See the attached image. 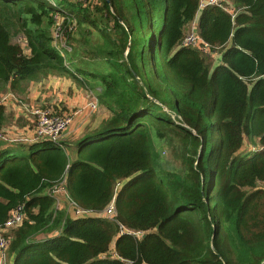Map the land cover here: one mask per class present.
<instances>
[{"label": "trees", "instance_id": "16d2710c", "mask_svg": "<svg viewBox=\"0 0 264 264\" xmlns=\"http://www.w3.org/2000/svg\"><path fill=\"white\" fill-rule=\"evenodd\" d=\"M200 1L0 0V102L70 76L112 113L74 161L50 141L0 151V225L20 205L25 216L6 233L11 264H264V0H224L235 17L203 8L210 52L183 45ZM57 12L68 14L64 54ZM86 48L102 69L86 66ZM8 122L0 104V129ZM64 180L94 215L56 208L50 190Z\"/></svg>", "mask_w": 264, "mask_h": 264}, {"label": "crops", "instance_id": "0c3cea01", "mask_svg": "<svg viewBox=\"0 0 264 264\" xmlns=\"http://www.w3.org/2000/svg\"><path fill=\"white\" fill-rule=\"evenodd\" d=\"M54 1L57 3L63 2V0H54ZM67 1H70V0H67ZM202 10L203 9L199 8L196 19L194 23L192 24L190 33L192 32L197 33L198 19H199V16ZM27 51L29 52L28 49ZM219 62H220V59L218 63ZM215 64L217 63L215 62ZM74 85L79 88H83L84 86V84L78 83L74 78L70 76H48L47 78L41 81L31 82L26 94H21V95L15 94L14 95V93H12L10 90L7 91L6 93L2 95L1 98L3 99L4 97H6L5 99L6 101H4L2 104L5 106V113L10 116V122L6 123L2 127V129L7 130V131H12L14 136L21 134L29 138L33 135V129L35 127L36 118L31 113V111H29L28 109L41 106L43 108L53 110L57 113H69L72 115V123L70 127L67 129V131L61 137L60 144L61 146L65 148L67 154L70 156V160L74 161L77 158V154H78L77 141L81 139L83 136H85L87 131L98 128L102 124V122L106 118L109 117V116H105L101 118L97 122V124L94 126L83 125L82 128H79L78 126L80 125L81 118L85 116L81 114V116L79 115L78 117H75L76 115L74 114L73 116L72 114L73 112H71V106H69L70 107L69 109L68 106L62 105L64 101L63 100L64 92H66L67 90L72 91L73 89L72 87ZM89 90L91 91V89ZM93 93L95 94V92ZM48 96H50L51 98H49ZM16 99H19V100H16ZM35 102L41 105H35ZM98 105H100L99 99H98ZM67 109H69V111H67ZM86 111H89V110L87 109ZM73 140L75 141V145L73 144L71 146L70 144H71V141ZM18 144L29 145L26 142H17V141H12V140L0 141V151L8 150V149L13 150L15 148H18L19 146ZM55 198H56V208L58 210H66L67 213L71 217H74L73 202L70 199L66 189L59 191ZM113 247H114V243L112 245V248ZM4 257H5V254L4 256L0 254V261ZM8 264H11V259Z\"/></svg>", "mask_w": 264, "mask_h": 264}, {"label": "built area", "instance_id": "2783aa9c", "mask_svg": "<svg viewBox=\"0 0 264 264\" xmlns=\"http://www.w3.org/2000/svg\"><path fill=\"white\" fill-rule=\"evenodd\" d=\"M81 3H86V0H76ZM49 2L58 6L57 2L54 0H49ZM208 5H218L222 6L223 9L230 12L233 17L236 15V11L234 10V6L232 3H225L224 0H201L200 1V9L205 8ZM68 14H64L62 16L59 12L54 15V26H53V37H54V45L61 50L62 54L65 51L71 49L68 38L66 36L65 30V21L68 19ZM58 18L61 19V23L58 22ZM76 22L73 21V24L70 26V30L75 28ZM183 45H193L199 49H202L205 52H210V46L203 41L202 38L195 32L188 34L183 42ZM92 96L95 99L90 102L88 105L91 110L97 109L98 107V98L92 92ZM15 98V97H14ZM6 97H4L0 104L5 101ZM19 100V99H16ZM35 116V127L33 129V135L31 137L24 138V135L19 134L18 136H13L9 134L6 130L0 129V141H17V142H26L28 144L39 142V141H50L53 143L60 144L61 137L67 131L72 123V115L69 113H57L50 109H42L40 107H33L32 109H28ZM61 145V144H60ZM65 180L58 185L54 186L50 192L54 196H57L58 192L61 190H65ZM56 199V198H55ZM73 214L75 218L87 217L94 215L95 213L92 211H87L77 207L73 203ZM105 216L113 218L116 215V207L114 200L105 208L103 211ZM24 213L23 206L20 205L16 209L11 212L10 217L5 222L4 225H0V254L4 256L6 253L9 244L10 238L7 236V232L9 229L20 226L24 221ZM135 235L141 236V232H135Z\"/></svg>", "mask_w": 264, "mask_h": 264}, {"label": "rangeland", "instance_id": "374dc122", "mask_svg": "<svg viewBox=\"0 0 264 264\" xmlns=\"http://www.w3.org/2000/svg\"><path fill=\"white\" fill-rule=\"evenodd\" d=\"M70 1L75 2V3L77 2L76 0H70ZM86 2L90 5V4H94L95 0H86ZM162 14H163V12H162ZM58 22L61 23V19L58 18ZM191 28H192V25L186 31L187 35L191 32ZM78 34H79V30L77 29V31L74 33V35L77 37ZM88 38L90 39V41L87 42V44H88L87 47L92 49V46L98 42L97 31L95 29H92V34L88 35ZM14 41L21 44L22 47L24 48L25 52L29 53L27 51V42H26L25 37L17 36L14 38ZM71 50L72 49H70L68 51H71ZM220 55H221V53L219 51H214L211 53V56L216 63H218V61L220 59ZM97 57L93 56V54H91L87 48H86V52H83L81 54V58L86 60V66L87 67H90V68L95 67V68L102 69V63L99 61V58H97ZM72 88H73L72 91L67 90L66 92H64V98H63L64 101H63L62 105L68 106L69 109H70L69 106H71V112H73L72 113L73 116H74V114L76 115L75 117H78L79 115L81 116V114L85 116V117L81 118L80 125L78 126L79 128H82L83 125L94 126L97 124V122L101 118H103L105 116H111V114H112L111 110L102 104L98 105L97 109H94L91 111V109L89 108L88 105L90 104V102H92L95 99V97L92 96V92L86 86H83V88H79V87H76L74 85ZM48 97L51 98L50 96H48ZM66 100H68V101H66ZM67 102H69V103H67ZM35 105H41V104H37L35 102ZM37 107H40L42 109H46V108H43L41 106H37ZM69 109H67V111H69ZM87 109L89 111H86ZM89 131H92V130H89ZM89 131H87V132H89ZM7 132L10 133L11 135H13L12 131H7ZM24 138H26V136H24ZM73 144L75 145L74 140L71 141L70 145L72 146ZM247 148H249L248 144L244 145L243 150H245ZM164 156H169V153L164 154ZM69 158H70V156H69ZM9 261H10V259L7 257V254H6L5 257L3 259H1L0 264H8Z\"/></svg>", "mask_w": 264, "mask_h": 264}, {"label": "bare ground", "instance_id": "6f19581e", "mask_svg": "<svg viewBox=\"0 0 264 264\" xmlns=\"http://www.w3.org/2000/svg\"><path fill=\"white\" fill-rule=\"evenodd\" d=\"M94 217V216H93ZM80 219V218H79Z\"/></svg>", "mask_w": 264, "mask_h": 264}]
</instances>
